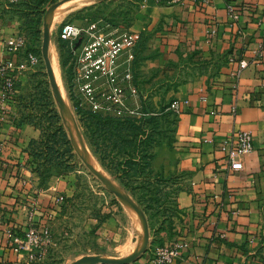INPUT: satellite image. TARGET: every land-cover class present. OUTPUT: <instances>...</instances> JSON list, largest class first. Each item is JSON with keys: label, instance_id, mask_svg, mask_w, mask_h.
<instances>
[{"label": "crops", "instance_id": "0c3cea01", "mask_svg": "<svg viewBox=\"0 0 264 264\" xmlns=\"http://www.w3.org/2000/svg\"><path fill=\"white\" fill-rule=\"evenodd\" d=\"M18 28L13 16L0 17V264H27L32 246L15 250L14 238L47 230L68 191L66 177L42 182L27 164L39 134L19 111L28 74L17 73L9 89L3 66L19 60L21 47L8 46ZM126 28L140 37L135 69L194 72L177 87L173 142L153 161L185 174L175 199L180 248L169 264H264V0H145ZM240 132L253 149L229 156ZM151 253L136 263L155 264Z\"/></svg>", "mask_w": 264, "mask_h": 264}, {"label": "rangeland", "instance_id": "374dc122", "mask_svg": "<svg viewBox=\"0 0 264 264\" xmlns=\"http://www.w3.org/2000/svg\"><path fill=\"white\" fill-rule=\"evenodd\" d=\"M18 1L0 0V17L2 19L13 16L18 22L17 37L22 40V45L16 58L21 59L28 52L40 58L37 65L27 71L28 78L24 86H21L18 97L20 116L39 132L35 139L39 140L42 135L40 125L46 123L39 120H45L42 116L50 108L48 105H52L51 108L57 112L60 124L70 141L73 155L65 163L69 166L66 170L63 167L44 165V155L53 152L50 145V148L43 147L42 144L36 145L33 153H37V157L33 154L28 157V166L42 178L47 177V181L66 177L63 184L68 187V191L61 200L58 216L49 223L46 230L48 234L40 236L41 233H37L38 239L28 253L27 264H75L84 257H98L112 262L99 264H119L117 261H123L122 264H137L139 255L147 249L154 254L156 248L171 246L180 232L178 210L158 204L145 215L132 196L101 167L89 146L80 121H90L91 115L118 117L113 112H93L87 107L84 98L79 100L72 94L73 63L70 47L60 39V30L65 23H72L80 28L91 22L109 27H127L133 12L145 0H59L46 7L38 25V32L28 25V17L22 19L18 16L20 13L15 7ZM72 4L78 6L59 17L53 25H47L50 10ZM51 51L56 54L64 96L53 76L49 57ZM44 53L47 59L44 58ZM136 67L134 57L130 66L131 78L122 83L125 102L136 113L122 118L130 117L138 121L149 119L154 115L153 111L161 109L177 115L168 108L176 100L178 85L190 80L194 72L138 70ZM129 87L135 90L134 95L129 93ZM66 106L73 112L85 151L100 170L94 168L79 149L74 125L66 117ZM63 117L68 125L64 123ZM168 129L172 127L169 126ZM171 137L172 134L168 133L164 141H169ZM165 174L175 176V187L179 189L185 174L177 169H167Z\"/></svg>", "mask_w": 264, "mask_h": 264}, {"label": "trees", "instance_id": "16d2710c", "mask_svg": "<svg viewBox=\"0 0 264 264\" xmlns=\"http://www.w3.org/2000/svg\"><path fill=\"white\" fill-rule=\"evenodd\" d=\"M57 1L59 0H19L15 7L20 13L18 16L22 19L28 17V25L38 32V25L46 7ZM48 106L50 108H47L42 116L45 120H39L46 122L40 125L41 138L30 141L28 155L37 157L38 154L33 153V150L38 144L46 148L51 146L53 152L44 155V165L63 167L66 170L69 166L65 163H68V158H73L72 147L57 112L51 108L52 105ZM165 110L153 111L152 117L140 121L130 117L98 115H91L90 121H80L83 134L101 167L132 196L145 215L158 204L178 210L175 200L178 192L175 176H166L163 169H155L153 166L158 149L171 146L174 139L178 115ZM169 126L172 129H168ZM168 133L172 134V137L169 141H164ZM38 176L42 178L39 174ZM46 179L47 177H44L41 180L46 182Z\"/></svg>", "mask_w": 264, "mask_h": 264}, {"label": "built area", "instance_id": "2783aa9c", "mask_svg": "<svg viewBox=\"0 0 264 264\" xmlns=\"http://www.w3.org/2000/svg\"><path fill=\"white\" fill-rule=\"evenodd\" d=\"M202 4L209 0H200ZM232 19H238L237 13H232ZM60 39L70 47L72 65L71 87L72 94L86 102L87 107L93 112L104 111L122 118L133 116L135 109H131L125 102L123 82L131 78V63L135 57V49L140 37L132 33L126 27L102 26L97 22H91L80 28L72 23H65L60 30ZM78 43V45H76ZM22 45V40L17 38L8 43L9 50L16 52ZM39 57L30 52L26 53L17 62L8 60L4 67L11 72L5 80L6 87H13V77L17 73L31 70L39 62ZM248 63L239 62L240 69H245ZM129 93L135 94V90L129 87ZM82 104V103H81ZM181 104L175 100L169 106V110L175 114L180 111ZM253 149L252 137L249 133L240 132L232 135L228 155L245 154ZM0 222L2 216L0 215ZM44 230L40 236H46ZM38 234L34 229H29L23 237L17 236L13 243L15 250L29 249L37 242ZM180 248L178 242L169 247L156 248L155 264H169L177 256Z\"/></svg>", "mask_w": 264, "mask_h": 264}, {"label": "bare ground", "instance_id": "6f19581e", "mask_svg": "<svg viewBox=\"0 0 264 264\" xmlns=\"http://www.w3.org/2000/svg\"><path fill=\"white\" fill-rule=\"evenodd\" d=\"M78 2V1H77ZM57 6V5H55ZM78 5H71V6H66V7H62L59 9H52L48 12V17H47V25H53V23L59 18L61 17L63 14L71 11L74 7H76ZM49 22V23H48ZM50 60H51V64H52V71L54 73V79L56 80L57 84H58V87L62 93V95L64 94L63 93V90H62V81H61V77H60V71H59V65H58V62H57V59H56V54L54 51H51L50 52ZM64 96V95H63ZM65 111H66V117L68 119V121L70 122L71 125H74V131L76 132V142H77V145L79 147V149L81 150V152L86 155V157L89 159L90 161V164L100 170V168L98 167V165L95 163V161H93V159L91 158V156L88 155V153L85 151V148H84V143H83V139L80 135V132L78 130V128L76 127V124H75V119L73 117V112L72 110L70 109L69 106H66L65 107ZM87 150V149H86ZM89 163V162H88ZM101 172V171H100ZM103 173V172H102ZM105 176V175H104ZM121 194V193H120ZM125 195V194H124ZM126 198V197H125ZM127 206V205H126Z\"/></svg>", "mask_w": 264, "mask_h": 264}, {"label": "water", "instance_id": "95a60500", "mask_svg": "<svg viewBox=\"0 0 264 264\" xmlns=\"http://www.w3.org/2000/svg\"><path fill=\"white\" fill-rule=\"evenodd\" d=\"M76 45H78V43ZM44 58L47 59L46 53H44ZM50 72H51V70H50ZM63 119H64V123L68 125V121H66V119L64 117H63ZM122 262L123 261H121V262L120 261H117L116 263L122 264ZM99 263H112V262L111 261H108V260H102V259H100L98 257H84V258H82L81 260H79L75 264H99Z\"/></svg>", "mask_w": 264, "mask_h": 264}]
</instances>
